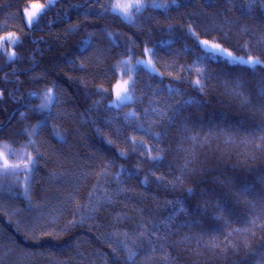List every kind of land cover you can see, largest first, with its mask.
<instances>
[{
	"label": "trees",
	"instance_id": "1",
	"mask_svg": "<svg viewBox=\"0 0 264 264\" xmlns=\"http://www.w3.org/2000/svg\"><path fill=\"white\" fill-rule=\"evenodd\" d=\"M33 1L0 0L19 41L0 46V148L36 161L0 163V264H264V64L197 60L199 39L264 61V3L164 0L128 22L55 0L29 27ZM147 47L158 71L136 66L115 106L118 65Z\"/></svg>",
	"mask_w": 264,
	"mask_h": 264
},
{
	"label": "snow or ice",
	"instance_id": "2",
	"mask_svg": "<svg viewBox=\"0 0 264 264\" xmlns=\"http://www.w3.org/2000/svg\"><path fill=\"white\" fill-rule=\"evenodd\" d=\"M250 5L252 3H255L256 0H249ZM261 3H264V0H260ZM55 3V0H51V3L47 6H40L37 7L35 5H32L31 7L34 9L33 11L29 12L27 9L25 10V16H26V25L30 26L33 23H39V20L46 14L47 8H50L52 4ZM173 4H176V0H172ZM153 7L159 8L163 7V5H160L158 3H155L153 0ZM146 5L142 3H129V4H117L112 8V11L117 13L118 15L122 16L125 19L131 18V10H135L136 12H140ZM9 43H18V39L16 41H12L11 38H7ZM197 44L200 48L201 55L197 57V60L202 62L204 60L212 61L218 58H222L225 62L229 64H243L247 65L250 68H255L257 65L264 64V61L260 60L259 58H249L244 59L243 57H239L236 55H233L228 49L222 47L219 43H209L207 40L200 41L197 39ZM10 60L15 59V53H11L8 57ZM138 64L144 65L145 68L149 69L150 71H155L154 68L151 67L148 61H138ZM134 83V82H133ZM196 86H200L199 79L195 82ZM117 99L116 101H113L114 104H122L126 102L130 97L128 95L127 88L124 89V94L121 95L120 92L116 93ZM55 99L52 95L50 90L45 93V103L41 105V108H47L49 104L52 102V100ZM155 159H159V157H156ZM28 164L35 166L36 161L33 160L31 157L28 158ZM10 167L18 168L19 166H10L7 163V159L4 160V168L5 170H8ZM30 169L28 168V165H24V171L27 172ZM191 192V189H189ZM27 193V189H25V194Z\"/></svg>",
	"mask_w": 264,
	"mask_h": 264
},
{
	"label": "rangeland",
	"instance_id": "3",
	"mask_svg": "<svg viewBox=\"0 0 264 264\" xmlns=\"http://www.w3.org/2000/svg\"><path fill=\"white\" fill-rule=\"evenodd\" d=\"M163 1L164 0H154L155 3H158L160 5H163V3H162ZM50 3H51V0H46L45 2L35 1V2H32L29 7L25 8V10L27 9L29 12H31L34 10L31 7L32 5L40 7V6H47ZM129 3H142L144 5H152L153 0H102L101 8L103 10L112 11V8L117 4L124 5V4H129ZM134 13H135V10L134 9L131 10V18L129 20H134ZM14 36L15 35H13V34H3V33L0 34V46L4 45L6 42H8L7 38H11V40H13ZM201 41H204V40H201ZM208 42L209 43H216V42H212V41H208ZM222 47H224V46H222ZM224 48H226V47H224ZM228 51H230V50L228 49ZM145 55L146 56H144V57H138L135 59H133L131 57L126 58V59H124V61H122L118 65L119 76H118V79L116 81V84L113 87L114 96H115L114 101H116V99H117L116 93L120 92L121 95H123L125 88H127L128 95L130 98L124 103H128V102H131L133 100L134 96H133L132 92L130 91V87H131V82L133 80L134 69L136 68V66L142 65V64H138L137 63L138 61H148L149 64L151 65V67L155 69V71H152V72L158 71L155 62L152 59V53H151V49L149 47H147L145 49ZM233 55H236V54H233ZM236 56H239V55H236ZM239 57H243L244 59L255 58V57H247V56H239ZM142 66H144V65H142ZM0 94H1V92H0ZM124 103H122V104H124ZM122 104H114V105L120 106ZM13 152L14 151H9L8 149H5V148H0V163L2 164L3 168H4L5 158L7 159L8 165H10V166H17L18 165L19 166L18 168L10 167L11 170H17V171L22 170V171H24V165H28V168L30 167V164H28V158L31 157L34 160V157L30 152L22 151V152H16V154Z\"/></svg>",
	"mask_w": 264,
	"mask_h": 264
},
{
	"label": "bare ground",
	"instance_id": "4",
	"mask_svg": "<svg viewBox=\"0 0 264 264\" xmlns=\"http://www.w3.org/2000/svg\"><path fill=\"white\" fill-rule=\"evenodd\" d=\"M46 1V0H45ZM45 1H41V2H45ZM33 2H35V1H33ZM37 2H39V1H37ZM32 2H30L29 3V5H27L25 8H27V7H29L30 6V4H31ZM25 8H24V10H23V13H25ZM24 17H25V14H24ZM120 17H122V16H120ZM123 18V17H122ZM124 20H126V21H128V22H134V20H129V19H125V18H123ZM25 21H26V17H25ZM30 27V26H29ZM116 84V83H115Z\"/></svg>",
	"mask_w": 264,
	"mask_h": 264
}]
</instances>
